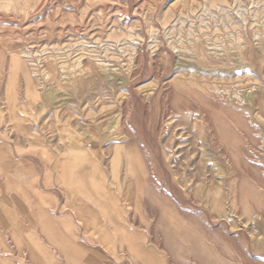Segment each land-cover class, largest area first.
<instances>
[{
    "label": "rangeland",
    "instance_id": "374dc122",
    "mask_svg": "<svg viewBox=\"0 0 264 264\" xmlns=\"http://www.w3.org/2000/svg\"><path fill=\"white\" fill-rule=\"evenodd\" d=\"M0 124L71 157L82 263L264 264V0H0Z\"/></svg>",
    "mask_w": 264,
    "mask_h": 264
},
{
    "label": "crops",
    "instance_id": "0c3cea01",
    "mask_svg": "<svg viewBox=\"0 0 264 264\" xmlns=\"http://www.w3.org/2000/svg\"><path fill=\"white\" fill-rule=\"evenodd\" d=\"M5 127L0 124V264H84L77 257L84 230L71 210V157L48 156L28 145L27 134Z\"/></svg>",
    "mask_w": 264,
    "mask_h": 264
}]
</instances>
